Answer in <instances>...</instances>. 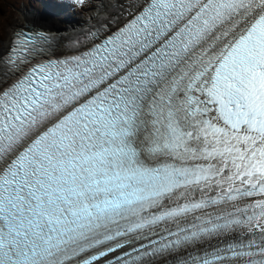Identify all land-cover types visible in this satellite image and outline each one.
<instances>
[{
	"label": "snow or ice",
	"instance_id": "snow-or-ice-1",
	"mask_svg": "<svg viewBox=\"0 0 264 264\" xmlns=\"http://www.w3.org/2000/svg\"><path fill=\"white\" fill-rule=\"evenodd\" d=\"M122 15L0 55V264H264V0Z\"/></svg>",
	"mask_w": 264,
	"mask_h": 264
},
{
	"label": "rangeland",
	"instance_id": "rangeland-1",
	"mask_svg": "<svg viewBox=\"0 0 264 264\" xmlns=\"http://www.w3.org/2000/svg\"><path fill=\"white\" fill-rule=\"evenodd\" d=\"M58 3L63 6L59 8L61 11H57L54 2L52 4L50 0H0V47L7 40L8 32L13 22L17 17H19L17 21L21 19L22 15H19L21 10L37 11L48 21L63 28L66 26L71 27L76 22L90 18V14L93 11L91 5L95 6L99 4V1L83 0L81 2V0H77L71 3H63V1Z\"/></svg>",
	"mask_w": 264,
	"mask_h": 264
},
{
	"label": "bare ground",
	"instance_id": "bare-ground-1",
	"mask_svg": "<svg viewBox=\"0 0 264 264\" xmlns=\"http://www.w3.org/2000/svg\"><path fill=\"white\" fill-rule=\"evenodd\" d=\"M99 4L93 7L92 14H90V18L84 19L81 22H76L75 25H72L71 27H59L56 24L52 23L51 21H48L41 13L37 11H29V10H21L19 12V15L21 16V19L19 17L16 18V23L13 22V24L10 26V30L8 32V38L4 41L2 46L0 47V55H2L4 52L7 51L8 43L10 42V36L12 32L18 28L23 27L25 24L28 26H39L42 30H48L54 33H60L69 35L73 32V29L79 30L86 25L90 23L93 19H95L99 15H105L108 13H111L114 9H121L124 5H120V3L126 4L128 0H98ZM127 12V10L125 11ZM44 23V24H43ZM3 50V51H1Z\"/></svg>",
	"mask_w": 264,
	"mask_h": 264
}]
</instances>
